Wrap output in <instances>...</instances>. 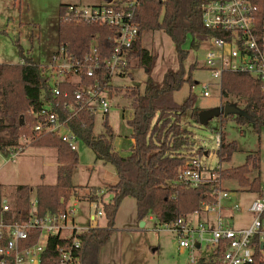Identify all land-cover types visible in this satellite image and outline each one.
I'll return each instance as SVG.
<instances>
[{
  "label": "trees",
  "instance_id": "obj_1",
  "mask_svg": "<svg viewBox=\"0 0 264 264\" xmlns=\"http://www.w3.org/2000/svg\"><path fill=\"white\" fill-rule=\"evenodd\" d=\"M252 1L257 6L258 23L262 26L264 0ZM65 7L60 5L58 10V49H63L71 61L80 62L88 51L90 41L98 34L99 46L104 49L105 56L111 45L105 39L109 30L98 24L65 19ZM201 7L202 0H140L134 16L138 37L130 49L128 67H142L148 77L142 92L133 87L129 94L132 117L126 125L134 144L128 156H120L114 151L115 135L107 123L103 124L104 135L94 136L93 114L82 111L69 122L77 139L93 152L97 160L111 165L117 175L116 184L105 188L111 195L108 202L102 203L105 227L89 228L78 236L80 249L77 264H100V251L109 242L118 209L126 198L134 199L138 222L151 216L155 223L163 226L177 221L184 222L188 216L200 214L203 204H216V195L223 179L233 180L239 187L248 188V191L259 196L263 193L259 186L260 177L255 176L252 180L248 178L251 172L259 170L258 152L247 155L245 163L240 167L214 170L217 178L213 182L192 187L178 181L186 159L177 154L191 151L188 132L182 128L181 119L189 116L190 120L199 124L198 115L203 111L195 107L196 96L191 94L196 84L191 81L194 66L190 65L185 70L183 62L189 53L181 49L188 38L191 39L190 48L196 49L202 37L209 34L202 27ZM155 31H161L170 39L179 64L176 70H167L160 82H154L150 77L156 56L142 47V34ZM17 50L20 59L18 64H0V150L4 157L22 153L24 146L20 141L26 137L32 146L56 149L60 164L56 182L53 185L37 186L35 199L39 216L62 212L76 190L72 175L78 158L76 152L70 151L56 137L31 132L32 114L41 109L44 101L52 98L46 83L45 68L35 63L18 45ZM100 72L99 80L104 86L110 82V78L105 70ZM83 81L89 82L84 78ZM186 83L190 87L189 94L182 104H177L174 94ZM108 90H111V86H108ZM219 90L221 99L225 100L229 96L244 99V106L239 113L230 116H233L238 126H250L259 134L264 127V84L245 73L224 72L219 81ZM60 91L71 93L73 87L61 86ZM220 116L222 125L229 116ZM63 117V113H60V118ZM219 135L220 145L215 154L218 165H221L230 162L233 153L237 151V144L228 143L222 133ZM202 153V148L197 149L196 155L201 156ZM2 191L3 186L0 184V204ZM14 192V212L9 213L7 218L21 222L30 216L31 189L28 186H17ZM103 193L98 187H92L84 197L89 202L98 199L102 201ZM59 242L58 238L48 241L46 251L52 258L51 262H56L55 251ZM219 251L220 248L213 250L207 258H199L198 264H219ZM254 264H264V256L258 248Z\"/></svg>",
  "mask_w": 264,
  "mask_h": 264
},
{
  "label": "rangeland",
  "instance_id": "obj_2",
  "mask_svg": "<svg viewBox=\"0 0 264 264\" xmlns=\"http://www.w3.org/2000/svg\"><path fill=\"white\" fill-rule=\"evenodd\" d=\"M80 4L94 5L95 0H0V64H18L17 45L23 52L31 57L35 63L47 64L58 50L57 24L60 5ZM190 38L182 46L187 51L188 57L183 62V67L188 70L194 66L191 72V81L198 83L191 89V94L196 96L195 107L205 110H223L225 105H231L241 110L244 99L229 96L221 99L219 84L211 78L204 69V57L207 52L205 44H198L196 49L190 48ZM142 47L150 54L156 56L151 79L160 82L167 70H176L179 66L174 46L170 39L161 31L145 32L142 34ZM144 68L133 67L130 75L110 80V111L106 117L96 113L94 115V136L104 135V123L114 132L115 140L113 148L120 156L130 154V141L126 140L130 129L126 122L132 117L131 99L129 94L133 87L140 92L144 89L147 79ZM202 85H208V97L201 95ZM189 84L183 85L181 90L174 94V101L182 104L189 94ZM224 120L221 125V116L209 120L207 126H201L190 120L189 116L181 119V126L188 132L190 149L195 152L202 148V152H212L216 135L222 133L226 142H235L237 151L233 153L230 162L218 165L216 157L203 161L204 164L214 170H229L242 166L246 156L259 154V170L251 172L248 178L260 177V190L264 192V127L257 134L250 126H238L233 116ZM29 138L21 139L24 150L14 160L0 155V184L3 186L2 200L14 203L15 188L28 186L31 189L30 199L35 198V189L39 185H53L56 182L58 163L57 150L32 146ZM76 155L78 162L73 171L72 183L76 186L75 193L69 199L66 211L75 210L74 224L82 230L94 227L88 222V217L96 213L98 207L102 211V203L111 199L105 188L117 182L115 169L97 160L93 152L80 140H77ZM210 169V170H211ZM214 172V171H213ZM211 171L209 175H211ZM96 186L103 191L102 201L91 203L85 199L90 188ZM248 188L239 187L233 180L223 179L220 182V195L227 193L228 197L220 198L222 216L227 225L235 229L247 228L252 215L248 211L250 204L259 196L248 191ZM75 195V196H74ZM77 197V199L75 198ZM216 215L203 212L187 218V222L193 226L205 224L206 229L215 226ZM145 218L141 227L136 219L135 201L132 198L124 199L118 209L114 229L109 242L102 248L101 264H190L188 251H180L177 247L178 237L169 229L150 222ZM71 221V218L70 220ZM104 216L98 218V227H105ZM210 235V234H209ZM208 235V237H209ZM212 248H205L200 253H195L197 259L200 256H210ZM104 257V258H103Z\"/></svg>",
  "mask_w": 264,
  "mask_h": 264
},
{
  "label": "built area",
  "instance_id": "obj_3",
  "mask_svg": "<svg viewBox=\"0 0 264 264\" xmlns=\"http://www.w3.org/2000/svg\"><path fill=\"white\" fill-rule=\"evenodd\" d=\"M95 2L94 5L68 4L63 17L107 28L109 32L105 39L111 44L110 50L103 55L104 49L99 46L98 34L90 41L88 51L80 62L71 61L63 49H58L51 61L42 65L52 100L44 101L41 109L32 114L31 132L52 135L72 152H76L75 144L78 139L69 122L82 111L93 115L99 113L103 117L109 114L110 82L102 86L99 73L105 70L110 80L112 77L127 76L133 68L128 67L130 49L138 37L134 16L140 0ZM201 8L202 27L209 34L202 37L200 43L207 48L204 69L210 73L211 78L219 84L224 72L245 73L264 84V20L261 26L258 23V9L253 1L202 0ZM83 78L89 82L83 81ZM61 86H72L73 91L62 93ZM208 87L202 85L203 97L209 96ZM61 97L62 100H59ZM60 113H63L62 119ZM215 143L216 152L220 145L219 134L216 135ZM19 154H11L7 159L14 160ZM0 155L3 156L1 150ZM177 156L186 159L178 175L180 183L197 187L217 178L213 173L214 169L208 168L203 162L216 157V154L204 151L199 156L193 151H181ZM227 197V193L220 195L219 190L216 204H203L201 207V213L216 215L212 229H206V225L200 223L195 227L186 221L163 225L178 237V249L188 251L190 264H198L199 258L203 257H194L196 252L203 250V245L205 248L211 247L212 251L220 248L219 264H254L257 248L264 256V192L250 204L248 211L252 215V221L247 228L241 229L227 225L221 214L220 198ZM99 201L91 203L96 205ZM30 202V216L17 222L7 218L9 213L14 212L15 204L1 201L0 264H77L80 249L78 236L87 229H79L74 224L75 210L65 209L39 216L36 199ZM101 216L103 211L97 207L96 213L88 217V222L97 227ZM51 238H58L60 241L55 251L56 262H51L52 258L46 251Z\"/></svg>",
  "mask_w": 264,
  "mask_h": 264
},
{
  "label": "water",
  "instance_id": "obj_4",
  "mask_svg": "<svg viewBox=\"0 0 264 264\" xmlns=\"http://www.w3.org/2000/svg\"><path fill=\"white\" fill-rule=\"evenodd\" d=\"M239 113V109L235 108L234 106L231 105H225L223 107V110H219V112H216L215 110H205L202 111L199 115H198V123L201 126H205V124L207 122H209V120L215 118L217 115H221L223 114V116L227 117L228 115H237ZM22 121V119H21ZM141 227H143L144 223L141 222L140 223ZM197 247V245H196Z\"/></svg>",
  "mask_w": 264,
  "mask_h": 264
},
{
  "label": "crops",
  "instance_id": "obj_5",
  "mask_svg": "<svg viewBox=\"0 0 264 264\" xmlns=\"http://www.w3.org/2000/svg\"><path fill=\"white\" fill-rule=\"evenodd\" d=\"M108 126H109V124H107ZM110 127V126H109ZM130 131H129V136L127 135L125 138H126V140H128V141H130V143H131V147H130V151H131V149H132V147H133V144H134V141L130 138ZM114 151L116 152V150L114 149ZM93 187H96V186H93ZM257 195V194H256ZM76 198V197H75ZM195 214H193V216H194ZM190 216H192V215H190ZM190 216H188L187 218L189 219L190 218ZM187 218L185 219V221L187 222ZM148 221H150V222H154V219L151 217V216H149L148 217V219H147ZM188 223V222H187ZM145 226V223H144V225H143V227ZM233 227V226H232ZM197 245V247L196 248H198L199 246H198V244H196ZM203 249V248H202ZM102 250V249H101ZM200 253V252H199ZM102 254H101V251H100V254H99V263L101 264V260H103L102 258ZM104 258V257H103Z\"/></svg>",
  "mask_w": 264,
  "mask_h": 264
}]
</instances>
